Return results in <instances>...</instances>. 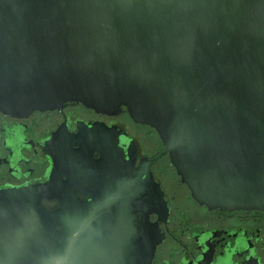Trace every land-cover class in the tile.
<instances>
[{
    "label": "water",
    "instance_id": "95a60500",
    "mask_svg": "<svg viewBox=\"0 0 264 264\" xmlns=\"http://www.w3.org/2000/svg\"><path fill=\"white\" fill-rule=\"evenodd\" d=\"M68 101L155 128L200 204L264 208V0H0V107ZM47 187L0 189V264L151 263L137 213Z\"/></svg>",
    "mask_w": 264,
    "mask_h": 264
},
{
    "label": "flooded vegetation",
    "instance_id": "af4514ba",
    "mask_svg": "<svg viewBox=\"0 0 264 264\" xmlns=\"http://www.w3.org/2000/svg\"><path fill=\"white\" fill-rule=\"evenodd\" d=\"M165 147L157 130L124 106L0 107V189L47 184L48 194L72 192L88 212L104 207L94 224L117 225L137 213L151 225L150 264H264V208L200 204ZM42 203L59 205L55 197Z\"/></svg>",
    "mask_w": 264,
    "mask_h": 264
}]
</instances>
